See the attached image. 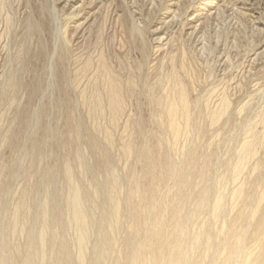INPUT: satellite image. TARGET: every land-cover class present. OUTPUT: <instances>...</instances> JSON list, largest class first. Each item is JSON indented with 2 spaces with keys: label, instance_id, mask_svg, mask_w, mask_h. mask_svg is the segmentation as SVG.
I'll return each instance as SVG.
<instances>
[{
  "label": "rangeland",
  "instance_id": "rangeland-1",
  "mask_svg": "<svg viewBox=\"0 0 264 264\" xmlns=\"http://www.w3.org/2000/svg\"><path fill=\"white\" fill-rule=\"evenodd\" d=\"M65 1L0 0V264H83L78 189L89 219L84 264H113L133 238L130 206L140 199L132 189L146 182V159L157 140L179 164L188 160L184 145L195 151L191 175L161 192L166 197L182 186L192 194L184 206L196 212L191 238L211 215L209 207L196 208L203 179L197 165L208 155L210 203L225 192L228 207L238 185L233 166L253 126L262 134L240 176H253L254 190L264 187V0ZM104 65L126 103L118 122L106 105L97 112L89 103L105 96ZM173 72L192 89L195 122L204 126L203 132L191 126L176 146L156 102ZM224 97L230 110L213 123L210 112ZM128 142L132 156L124 153ZM113 201L121 204L120 220ZM102 239L117 246L100 259Z\"/></svg>",
  "mask_w": 264,
  "mask_h": 264
},
{
  "label": "bare ground",
  "instance_id": "bare-ground-1",
  "mask_svg": "<svg viewBox=\"0 0 264 264\" xmlns=\"http://www.w3.org/2000/svg\"><path fill=\"white\" fill-rule=\"evenodd\" d=\"M64 2L66 1L64 0ZM206 5V7L210 6V10L212 9L211 5H213V3L207 2ZM203 8L205 7H202V9ZM209 15H213L212 12L209 13ZM183 64L180 66L182 67ZM104 68L105 71L103 72H105V75L103 73V78L105 81L104 86L106 87L105 96H103V93L100 95L105 97V100H103L100 95H96V97L94 96L95 99L93 98L94 100L89 103H91L92 109L97 110V112L106 105L113 117L112 121L117 120L118 122L126 104L122 95V87L118 80L111 75L106 65H104ZM181 77L176 72L171 73L168 77V82L164 88L163 94H160V97L158 96L159 98L156 99L157 105L161 107L162 110L161 114L158 115V119L162 125L165 126L164 130H166L172 145L175 146L179 145L183 137L190 132L191 126L197 125L200 131H204V126L195 122L193 111L195 109L194 107L197 106V102L191 99L190 91L192 89L190 86L189 88L191 90L188 88V85H186ZM229 110L230 102L224 97L220 106L217 107L216 110L210 112L211 121L217 123V121L222 119ZM101 111L104 112L103 110ZM259 121L264 124V113L261 115ZM252 128L250 127L247 129L252 131ZM247 129L246 133L248 131ZM251 131H248L249 134L247 133L248 136L238 152V161L233 166L235 183L237 181L238 185L228 194L230 196V204L228 207L226 206L227 193L225 192H220L215 201L212 204L210 203V187L204 184L209 167L207 162L208 155L204 157L205 162L200 164L197 163L196 169H198L203 179L198 185L196 184L199 193L195 195V197L200 194L198 196L196 208L198 210H203L209 207V213L211 215L208 220L206 219V221H204L203 219L204 223L202 222V230L193 238H191L190 235L192 231L189 230V224L193 223L196 212H187L184 210V206L189 199L191 200L192 194L184 193L182 186L177 189H171L167 192L168 195L166 197H161V192L164 186L173 179H177L178 176L191 175V168L189 165H191L190 163L195 159V151L187 150V147L184 145L183 149L188 151V160L179 164L171 159V157L165 156L163 144L160 140H157L149 151L150 158L146 159L149 164V169L147 170L145 178L146 182L143 184L135 183L132 189V196H138L140 199L139 202L136 201L137 203H132L130 206V215L133 221L129 226V230L133 234V238L124 242L123 249H125V253L121 252L115 258L113 264H264V187L260 186L258 189L254 190L252 189V183L254 184L253 176L248 177L249 180L244 178L241 179L240 176L247 167L249 168L248 164L251 162H249V160L255 155L257 150L256 145L262 134L256 133L257 130ZM158 139H160V136ZM132 143L128 142L125 145L124 153L128 156H132L134 152ZM144 157L146 158V156ZM256 165L257 164L252 166V172H256L259 169ZM133 179L134 177L132 180ZM238 179L241 181H238ZM186 182H188V180ZM184 187L186 188L185 185ZM82 192L79 189L75 191L74 204L76 207V222L77 225L79 224L78 228L80 227L81 232L80 242L82 254L80 259L84 264L83 254L85 253L86 236L89 233L87 225L89 219L85 211L86 208L84 209L85 205H83L82 201ZM114 202L115 201H113V203ZM112 212L113 217L120 220L119 218L122 214L120 202L116 201L114 203ZM213 222L220 224L217 231H212L210 229ZM116 232L117 230L115 233ZM249 241H253V248L250 251L248 248V252H245L244 248ZM101 243L102 246L99 247L97 251L100 259L109 256V250L117 246V242L110 239L107 241L103 240ZM118 244H120V242ZM199 252L202 253V259L200 261L197 260Z\"/></svg>",
  "mask_w": 264,
  "mask_h": 264
}]
</instances>
